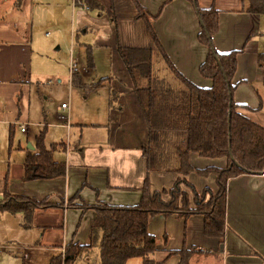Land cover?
Segmentation results:
<instances>
[{"label": "crops", "instance_id": "0c3cea01", "mask_svg": "<svg viewBox=\"0 0 264 264\" xmlns=\"http://www.w3.org/2000/svg\"><path fill=\"white\" fill-rule=\"evenodd\" d=\"M96 1L105 7V11L89 9L87 6L76 7L73 0H2L4 6L0 5V113L11 115L12 118L16 115L15 120L19 123L24 122L20 117L29 86L34 85V81L39 82V75L56 73L57 50L65 48L66 54H69V63L73 60L74 44L86 49L90 47L91 44L83 42V39L87 40L85 36L88 33L89 40L92 38L93 43L110 48L114 55L113 73L107 79L109 92L112 88L117 94V99L112 107H109L108 102L103 124H90L104 128V138L90 142L81 140L82 144L74 141V145L66 143L68 149H60L77 154L75 165L80 176H76L72 185L67 182V191L62 197H58V201L46 198L56 206L34 211L32 219L35 216L44 228L46 216L49 215L59 217L70 209L79 212L81 216L80 208L65 205L66 203L59 204V201L64 203L76 197L88 204L100 200L110 204L133 205L140 198V188L146 176L152 189L170 188L177 176L170 171L148 172L146 169L142 155L147 140L146 123L134 87L116 54V43L129 47L151 48L154 86L164 84L167 88L182 89V85L153 46L143 21L134 18L136 9L131 0ZM137 1L152 14L159 11L158 17L151 21V25L173 66L196 85L208 87L210 80L203 78L198 71L208 49L197 40L200 22L193 4L188 0ZM250 3L251 0H198L199 7L214 6L218 10V30L212 36L215 50L219 53L238 50L236 70L232 79L234 102L242 106L239 108L241 113L264 126V73L258 64V54L264 53L258 40L263 28L264 12L251 10ZM110 6L114 9L113 14L111 13L113 18L108 13ZM36 14L41 16L43 21H37ZM39 66L42 70L37 69ZM69 68L70 66L68 72ZM69 75L71 80V74ZM75 76L74 84H83L78 81L77 75ZM7 108L16 109L17 114ZM67 108L68 105L66 108L61 107ZM184 137L185 134L180 131H164L162 157H170L174 145L183 141ZM28 146L32 151L27 153L37 151L35 146ZM189 161L196 167L224 164L221 159L202 158L195 153H190ZM9 169L8 167L6 171L0 172V198L3 196L4 185L11 193L33 196L9 190L10 180L7 178L4 182L3 179L5 173L9 175ZM22 172V166L19 172L17 168L13 169V176L17 177L21 184L50 180L23 181ZM188 179L196 189L208 186L209 180L213 182V186L209 187L215 186L213 175L202 177L191 172ZM33 197L38 199L37 194ZM89 210L90 222L93 210ZM225 221L227 227L224 236L219 239L204 234L203 217L200 214H192L187 218L153 215L149 218L147 227L148 232L155 238L156 250L152 257L157 264H178L180 256L170 252L184 247L189 251L199 250L193 253V259L202 256L211 264H264V170L261 173L239 174L227 181ZM75 232L66 244L70 241H77L79 244L89 242L88 230L87 241L75 239ZM125 264L142 262L141 258L133 257L127 259Z\"/></svg>", "mask_w": 264, "mask_h": 264}, {"label": "trees", "instance_id": "16d2710c", "mask_svg": "<svg viewBox=\"0 0 264 264\" xmlns=\"http://www.w3.org/2000/svg\"><path fill=\"white\" fill-rule=\"evenodd\" d=\"M188 1L193 4L200 22L197 40L208 49L205 59L198 67L199 74L210 80L208 87L196 85L173 66L151 25V21L158 17L159 11L152 14L137 0H131L136 9L134 18L143 21L153 46L173 76L181 83L182 89L153 85L150 47H129L119 43L115 45L116 54L134 87L146 123L147 140L142 149L146 169L148 172L163 170L175 173L177 176L174 184L170 188L152 189L146 176L136 204H110L97 200L94 204H86L85 208L78 207L81 213L85 209L93 210L88 228L89 242L79 244L77 241H70L60 254L50 259L49 264H76L80 260H87L95 246L99 249L98 264H125L127 259L133 257L141 258L142 264H157L152 257L156 250L155 238L148 232L147 227L149 218L158 214L182 218L200 214L203 217L204 234L220 239L227 227V181L239 174L261 173L264 170V126L241 113L239 108L242 106L233 100L232 79L236 70L238 50L217 52L212 43V36L218 30V10L214 6L201 8L198 0ZM73 3L76 7L87 6L89 9L105 11V7L96 0H73ZM250 4L251 10L264 12V0H251ZM110 10L113 14L112 6ZM86 53L88 67H92L89 46ZM258 64L264 73V53L258 54ZM75 79L72 74L73 83ZM116 99L117 94L111 88L109 107H112ZM164 131H180L185 134L184 140L174 145L173 153L168 158H163L161 153ZM43 137L44 131L35 138L37 151L25 156L22 163L23 181L52 179L66 174L65 163L56 161L52 156L56 143L46 148ZM190 153L202 158L221 159L224 164L196 167L189 161ZM190 172L202 177L213 175L215 189L206 186L201 190L202 193L198 194L188 179ZM3 179L4 182L7 180L6 173ZM180 183H183L187 190L180 188ZM53 206L56 205L46 198L37 199L11 193L6 185L0 198V211L21 213L26 225L30 224L35 210ZM197 251L185 250L182 247L171 251L170 254L180 256L178 264H187L191 254ZM84 264L90 263L86 261Z\"/></svg>", "mask_w": 264, "mask_h": 264}, {"label": "rangeland", "instance_id": "374dc122", "mask_svg": "<svg viewBox=\"0 0 264 264\" xmlns=\"http://www.w3.org/2000/svg\"><path fill=\"white\" fill-rule=\"evenodd\" d=\"M0 5H3L2 0H0ZM51 7L55 8V6ZM108 13L111 15L109 11ZM42 19L36 14L37 21H43ZM74 19L76 18L74 17ZM262 20L263 28L258 40L260 49L264 51V14ZM44 30L47 29L44 27ZM88 37L89 34L87 33L85 36L87 40L83 39L84 41H82L91 44L92 67H88L84 46L74 44L73 60L69 63H67L69 54L68 52L66 54L63 47L61 50H57L55 56L56 73L39 75V82L34 81V85L29 86L27 99L24 100L22 116L20 117L21 121H24L23 126L27 128L25 132L20 130L19 122L15 120L16 115L12 118L11 115L0 113V172L10 168L7 178L10 180L8 188L12 192H24L33 196L37 194L38 199L57 200L67 191V182L72 185L76 176H80L75 165L77 154L60 149H68L66 143L74 145V141L81 143V140L90 142L104 138L105 129L90 124L100 125L105 122L109 92L107 77L113 73L114 55L110 48L93 43V39L89 40ZM73 62L76 63L77 71L70 72L69 68L68 72V67ZM37 69L42 70L40 66ZM69 73L77 75L78 81H82L83 84L75 85L70 80ZM156 87H164V84ZM61 103L68 105V108L61 109ZM7 110L17 114L16 109L7 108ZM42 130H44L43 144L46 148L57 142L54 146L59 150H55L52 156L53 159L67 165L66 174L63 178L44 180L43 183L27 182L21 184L19 179L13 176V169L17 168L19 172L26 153L32 151L28 145L36 147L35 136ZM212 183V180H209L208 187ZM180 188L186 189L183 183H180ZM202 189L203 187L196 189L198 194L202 193ZM212 189L214 190L215 187ZM190 197L192 198V196ZM207 197L206 194L205 199ZM59 204L85 208L88 203L73 197L64 203L59 201ZM83 211L81 216L79 212L70 209L60 214L59 217L46 216L45 228L40 225L35 216L32 222L26 225L20 213L12 214L0 211V264H49L53 256L62 252L64 249L62 246L72 238L74 231H76L75 239L87 241L90 210L85 209ZM57 223L58 225H56ZM61 224L62 227H60ZM191 256L192 258L188 259L187 264H211L208 259H203L202 256H197L195 259H193V254ZM83 261L80 260L76 264H84L86 261L90 264H98V246H95L87 260ZM213 264L217 263L214 262Z\"/></svg>", "mask_w": 264, "mask_h": 264}, {"label": "built area", "instance_id": "2783aa9c", "mask_svg": "<svg viewBox=\"0 0 264 264\" xmlns=\"http://www.w3.org/2000/svg\"><path fill=\"white\" fill-rule=\"evenodd\" d=\"M73 70H74V71H77V67H76V63H75V62H73V64L70 65V72L73 71ZM61 107H62V108H66V104H65V103H61ZM22 123H23V122L19 123L20 130H21V131H25L26 128L23 126Z\"/></svg>", "mask_w": 264, "mask_h": 264}]
</instances>
